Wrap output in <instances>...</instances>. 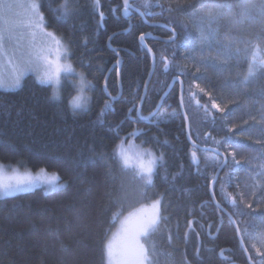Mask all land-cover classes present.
<instances>
[{"label": "trees", "instance_id": "trees-1", "mask_svg": "<svg viewBox=\"0 0 264 264\" xmlns=\"http://www.w3.org/2000/svg\"><path fill=\"white\" fill-rule=\"evenodd\" d=\"M37 1L47 29L68 46L71 66L89 82L90 100L86 109H73L69 102L76 89L69 79L59 99L33 76L25 77L18 89L0 90V164L48 170L64 184L56 191L37 188L0 198V264H105L107 240L120 218L157 198H162V219L144 238L148 264H249L234 225L209 193L223 160L195 149L187 139L179 82L152 120L138 117L152 66L151 54L139 39L142 33L156 66L141 117L154 111L179 76L190 138L229 160L213 186L215 198L234 218L253 263L264 264L258 255V250L264 253V68L253 62L255 74L245 80L251 49L229 56L222 47L228 34L238 41L233 48H247L244 41L255 39L261 20L232 27V19L241 18L244 10L220 9L212 24L215 38L201 43V29L208 27L201 10L241 0L131 3L142 17L132 10L124 17L123 0ZM61 5H66V13ZM174 32L172 43L155 39L169 40ZM259 43L264 56V41ZM195 83L221 106L227 105L225 113L211 109V101ZM121 142L122 148L135 144L164 157L154 165V185L147 195H140L130 180L134 170L122 169L115 155Z\"/></svg>", "mask_w": 264, "mask_h": 264}, {"label": "rangeland", "instance_id": "rangeland-1", "mask_svg": "<svg viewBox=\"0 0 264 264\" xmlns=\"http://www.w3.org/2000/svg\"><path fill=\"white\" fill-rule=\"evenodd\" d=\"M33 3L38 6L39 11L37 0H0V5H12L11 8L0 11V82L3 83L0 90L18 89L25 77L33 76L39 82L45 81L40 83L49 85L52 92L55 91L60 98L65 81L69 79L76 89L71 99L77 95L87 97L85 104L78 108L79 110L86 109L90 100L87 93L89 82L83 77L84 85L83 93H81L80 81L83 75L74 71L71 66L68 46L57 34L47 29L44 20L39 28L35 26L36 17L31 8ZM40 15L43 17L42 13ZM257 57L264 59L260 52ZM68 65L71 66V70L66 68ZM57 68H59L58 72ZM21 72L23 75L20 76V85L13 87L12 82ZM48 76L52 79H46ZM57 80L58 83L55 82ZM123 150L132 157L133 162L139 153H143L146 159L147 151H149V149H139L135 144L123 147ZM131 168L135 171L134 167ZM19 181H24V186L29 188L28 191L43 188L46 192H51L64 186L59 176L48 170L33 171L0 164V198L4 197L3 188L15 186ZM152 203L138 206L137 209L120 218L107 240L105 264H115L117 260L132 258L135 252V234L141 220L153 214ZM140 239L141 243L145 244L144 238ZM109 250H111V256H109ZM148 263L147 261L146 264Z\"/></svg>", "mask_w": 264, "mask_h": 264}, {"label": "snow or ice", "instance_id": "snow-or-ice-1", "mask_svg": "<svg viewBox=\"0 0 264 264\" xmlns=\"http://www.w3.org/2000/svg\"><path fill=\"white\" fill-rule=\"evenodd\" d=\"M129 0H124V4H128ZM98 6V5H97ZM12 5H0V11H4L8 8H11ZM61 9L66 13L68 11L66 5H61ZM233 7H238L243 9V13L241 14V18H233L231 21L232 27H236L242 23H244L245 20H248L250 22L254 21L255 19L259 18L262 22L261 28L257 31L255 39H248L244 41L247 44V48L240 49V48H233V45L235 43H238L234 38H231L228 34L224 36V40L228 41V43L223 44V50L224 52L231 56L235 54L236 56H239L241 52H247L249 49H251V61L249 62V72L248 75L244 77L245 80L248 79L249 76H252L255 74L254 72V66L253 62L258 64L260 67L264 68V59L257 60V54L260 50V41H264V0H261L260 3H254L253 0H241L240 3L232 5V4H214L211 7H208L206 10L202 11L201 20L204 24H206L208 27L207 29H201V43L209 42L210 39L215 38L216 36V30L212 28V24L217 20L218 17L221 16L220 9L227 8L229 9V12L232 11ZM31 8L34 12V15L36 17V23L35 26L39 28L41 24L43 23L44 18L40 15L38 11V6L33 3L31 5ZM101 18H103L104 14L103 12L100 13ZM172 23V22H170ZM205 31H207V34H205ZM48 35H52V33H48ZM140 40H144L145 36L142 33L139 37ZM111 40V37L109 38ZM174 40V37L170 38V42ZM217 43L219 41L217 40ZM149 52H151V49H148ZM117 64L120 63L119 60L116 61ZM68 70H71V66H66ZM165 69H167V63L165 64ZM59 71V68H57V72ZM200 69L197 67L196 72L198 73ZM23 73L21 72L19 76L15 78V80L12 82L13 87H17L20 85V76H22ZM195 73H193V76ZM46 79H52L51 76L46 77ZM176 79H179V76L176 77ZM41 83L45 81H40ZM58 83L59 81H55ZM81 88L80 92L83 93V85H84V79L83 76H81ZM3 86V83L0 82V87ZM195 88L202 93L204 96H207L209 100L211 101V109H214L217 113H225L227 105L221 106L215 99L212 98V93L205 90V88L201 87L199 83H195ZM53 99H59L58 94L54 91L53 92ZM87 100V97H84L83 95H77L74 98L70 100V105L73 109L81 108ZM131 111H135V108L131 109ZM206 115L211 116L212 113L205 108ZM229 132L232 131L231 128L228 129ZM122 143L116 145L115 149V155L120 159L122 163V169L125 168H131L134 167L135 171L132 173L130 180L133 182L137 188L140 190V195L144 196L147 195V189L153 187L154 180H153V171H154V165L156 164L157 160L161 161L163 163L164 157L163 155L156 157L153 155L151 151H147V158H144L143 153H139L137 156V159L135 162H133L132 157H130L122 148ZM217 145L221 143V141H214ZM225 144H227V138H225ZM103 158V154H102ZM196 160V153H192V161L195 162ZM233 162L236 165L240 164L239 160L235 159V156L232 157ZM223 166V165H221ZM43 171V170H42ZM214 183V182H213ZM29 188L24 186V181H19L17 185L15 186H9L3 188V195L4 196H13L17 193H22L28 191ZM226 197L230 200V202L235 205L236 200L231 199L230 196H228L227 193H225ZM162 205V198H157L153 201L151 207L154 209V212L152 215L148 216L147 218H144L140 222V226L138 228V231L135 234L134 237V243H135V252L134 255L130 260H117L115 261V264H146V262L149 260L148 255V249L146 248L144 243H141V237L148 238L152 233H154L158 229V224L161 217V206ZM250 207V206H249ZM192 221H188L189 227L192 225ZM237 232H240V229L237 228ZM243 242V241H242ZM247 251V249H245ZM111 250H109V256H111ZM258 255H260L261 259L264 260V253H261L258 250ZM254 259V258H252Z\"/></svg>", "mask_w": 264, "mask_h": 264}, {"label": "water", "instance_id": "water-1", "mask_svg": "<svg viewBox=\"0 0 264 264\" xmlns=\"http://www.w3.org/2000/svg\"><path fill=\"white\" fill-rule=\"evenodd\" d=\"M136 1H138V0H129V3L126 5V4H124V0H123V11H122V14H123V16L125 17V16H128V14L130 13V11L132 10V11H134V12H136V13H138V14H140L141 15V17H142V11L140 10V9H136L131 3H133V2H136ZM172 30V29H171ZM145 36V38L147 37L146 35H144ZM173 37H174V39L176 38V34H175V32H174V35H173ZM156 40H158V41H163V42H167V43H172L174 40H172L171 42H170V39L169 40H166V39H159V38H155ZM140 42L142 43V45L148 50V49H150L149 47H148V45H147V43H146V41H145V39L144 40H140ZM150 54H151V63H152V66H151V70H150V75H149V77H148V79H147V81H146V83H145V88H144V90H143V94H142V99H141V101L139 102V104H138V112H137V114H138V117L140 118V119H145V120H152L153 119V117H155V115L159 112V110L161 109V104H162V102L164 101V99H165V97H166V94L171 90V88H173L174 87V85H175V82H179V84H180V90H179V95H180V98H179V105L181 106V111H182V116L184 117V119H185V128H186V136H187V139L191 142V144H192V146L195 148V149H197V150H205V151H208V152H213V153H215V154H217L219 157H221V159L223 160V162L220 164V166L216 169V173H215V175H214V177H213V179H212V181H211V185H210V190H209V193H211V198H212V201H213V203H215L220 209H221V211L224 213V214H226L228 217H229V219H230V221H231V223H232V225H234V227H235V230H236V236H238V240H239V243H240V246L242 247V249H243V252H244V254H245V256H246V258H247V260H248V263L249 264H254L253 263V261H252V258H250V255H249V253H248V251H246L245 249H247L245 246H244V243L242 242L243 240H242V236L240 235V232L238 233L237 232V228H239L238 227V225H236V223H235V221H234V218L232 217V215H230L229 213H228V211L226 210V209H224L220 204H218V202H217V200H216V198H215V194L213 193V186H214V184L216 183V181H217V179L219 178V176H220V174L222 173V170H223V168L227 165V163H228V161L229 160H227V157H226V155H225V153H223V152H220L218 149H215V148H213V147H205V146H199V145H196L193 141H192V139L190 138V128H189V118L186 116V113H185V106L183 105V98H184V95H183V91H184V84L182 83V81H181V79L179 78V79H176V77L175 78H173L172 79V81L170 82V85H169V87L167 88V90L165 91V93L162 95V98L160 99V101L158 102V104L155 106V109H154V111L151 113V114H149L148 116H145L144 118H142L141 117V105H142V103H143V100H144V95L146 94V91H147V88H148V83H149V81L151 80V78H152V76H153V71H154V69H155V66H156V63H155V53L153 52V51H151L150 52ZM194 163V165L195 166H198L199 165V160H198V158H197V156H196V160H195V162H193ZM221 165H223V166H221ZM214 182V183H213ZM220 257L221 258H224L223 257V251H220Z\"/></svg>", "mask_w": 264, "mask_h": 264}]
</instances>
